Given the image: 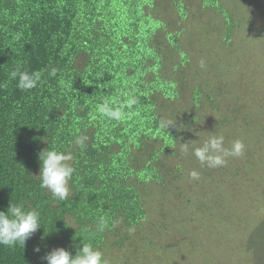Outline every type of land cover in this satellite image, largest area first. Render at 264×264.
Instances as JSON below:
<instances>
[{
  "label": "trees",
  "instance_id": "obj_1",
  "mask_svg": "<svg viewBox=\"0 0 264 264\" xmlns=\"http://www.w3.org/2000/svg\"><path fill=\"white\" fill-rule=\"evenodd\" d=\"M198 1L211 12L202 15L206 19L212 15L227 18V0ZM186 2L0 0V85H6L0 87V211L6 212L11 201L26 211L35 209L42 226L24 248L0 245V264H46L42 257L48 252L64 248L75 255L82 242L101 251L109 246L122 250L125 242L142 238L137 228L148 222L152 205L145 198L154 186L179 190L180 201L187 208L192 195L198 200L205 192L208 199L191 214L164 206L159 222L168 224L164 218L171 211L183 215L177 236L186 243L163 241L164 231L171 227L156 231L155 241L144 234V241L135 249L129 246L125 264H169L177 254L189 259L185 252L200 248L205 264L230 263L244 250L254 257L257 251L254 260L264 264V233L261 240L252 236L258 226L264 228L252 215L260 212L254 210L261 194L255 196L247 186L237 195L227 192V184L222 187L223 182L210 183L214 179L206 178L198 190L187 187L179 161L175 166L178 164L177 173L183 178L181 186L167 184L168 179L176 181V176L170 177L171 168L165 161L178 158L181 143L188 142L186 134H192L187 127L200 126L205 136L215 134L214 125H226L230 112L226 108L219 118L221 108L228 103L215 107L217 97L225 95L222 100H230V89L220 83L226 74L221 73L218 79L215 71L199 68L187 73L195 58L190 44L195 46L198 37L197 31L184 34L185 25L196 19L188 16ZM171 12L177 16L178 28L170 30ZM186 37L193 40L186 42ZM208 38L217 47L218 37ZM17 69L38 72L37 86L28 91L19 89L17 80L9 77ZM206 74L213 79L212 84L203 77L208 79ZM125 93L138 96L140 103L125 108L122 120H110L98 112L104 99H123ZM242 109L240 106L233 112ZM212 113L217 122L209 120ZM161 118L177 120L176 127L162 130L158 127ZM79 136L87 137L83 148L74 142ZM48 147L72 157L69 163L75 172L63 201L42 188L38 177V154ZM251 159L250 155L232 168L236 186L239 180L246 184L245 167L252 164ZM253 203L254 208L249 206ZM190 225L206 231L211 227V232L217 227L226 229L216 233L218 242L205 239L199 245L194 242L198 232ZM251 241L260 243L255 251L249 248ZM37 247L38 253L34 251Z\"/></svg>",
  "mask_w": 264,
  "mask_h": 264
},
{
  "label": "rangeland",
  "instance_id": "obj_2",
  "mask_svg": "<svg viewBox=\"0 0 264 264\" xmlns=\"http://www.w3.org/2000/svg\"><path fill=\"white\" fill-rule=\"evenodd\" d=\"M186 4L189 7L188 16L196 19L193 20L190 25H185L184 34H187L188 30L193 33H196L197 31L198 37L195 46H193L192 42L190 44V49H194L195 52L193 53L195 57L193 59L195 65H190L187 68V73H194L192 69L199 68L200 70L203 69L204 72H209L211 70L215 71L213 74L217 75L216 77L218 79L222 78L221 73L226 74L224 80H220V83H225L221 86L223 87L225 85L230 89V100H222L225 95L217 97L215 107L219 106L221 102L228 103L225 108H221V111L218 114V117L222 118L225 109L230 108V112L226 114V123H228L220 127L215 124L214 129L217 132L215 134L224 136L225 147H231L234 140L240 139L244 142L245 149L243 155L240 157H228L224 166L209 168L207 165H202L193 155L194 147L202 145L209 136H205V131L200 126H198V128L197 126H189L187 128L190 129L192 134H186V141L193 139L194 141L197 140L198 143L189 147L187 152L182 151L180 148V153L177 159L170 158L167 162L165 161V165L168 168H171V174H169L170 177L172 178L176 176V181L173 178L168 179L167 184L171 186H181L179 182L183 178L177 173L178 164L175 166L176 161H179L183 164L180 166H182L184 173L182 175L185 176L184 179L187 183L184 185H187V187L197 188L198 190V185H203V178L208 180L214 179L210 181V183L216 181L223 182L222 187L227 184V192L234 191L237 195H240L244 192L247 186H250L249 190L251 193H254L255 196L261 194V200L257 199L258 201H256L255 210L253 209L255 207L254 203L249 205L253 207H250L252 210L260 212L258 214H252L253 211L250 212L249 215H254L255 220L262 225L264 223V155L262 157V151L264 150V0H227L226 3H224V6H227L229 14L226 13L227 18L225 20L221 17L218 18V16L215 15L208 16L209 18L206 19V17L202 15H209L211 12L210 10L202 8L198 0H187ZM177 23L178 20L176 14L171 12L167 24L168 29L171 30L178 28ZM230 32L231 35L229 34ZM208 35L218 37L217 47L211 39L208 38ZM228 35H230L229 39ZM185 39L186 42H190L193 40V37H186ZM215 47L218 48L217 54L213 51ZM197 48L201 50V54L203 51L204 59H202L203 56H200L198 53L199 50ZM202 60H204V64H207L212 68L209 66L206 68L201 67L199 63ZM206 76L208 79L205 76L203 77L206 79L207 83L212 84L213 79L211 80L207 74ZM217 92L219 91L217 90ZM240 106H242L243 109L240 112L234 113L233 111ZM170 110L171 109H167V111ZM162 111L164 112V108ZM172 111L177 112V110ZM213 114L214 113L209 114L208 118L211 121L217 122L219 119L215 120L216 116L213 117ZM250 155L252 156V164L246 165L245 167L246 178L244 179L247 185L239 180L236 186V180L232 179V168H236V165H241ZM242 167L243 165L241 168ZM193 170L199 173V179H192L190 177V172ZM252 180L253 182H250ZM179 194V190L169 188V186L167 189H165V186L150 187V191L145 199L149 205H152L148 214V222H153V225L149 226V223L147 222L142 228H137L141 233L139 236H142V238L134 237L137 239L125 242L122 250L117 248V246H109L106 249H103L102 252L104 253L105 259L109 261V264H125L124 255L131 252L129 246L133 245V248L135 249L136 245H139L144 241V234H147L152 241H155L157 236L155 232H161L165 227L166 229L169 227L171 228L168 230L169 233L168 231H164V234H168H163V241L170 243L173 240H179L180 243H186L185 239L177 236L179 227L178 222L180 219H183L184 216L172 213L171 211V214L164 218L168 224L166 223L165 226H162V223L158 220L160 219V216L164 214L162 208L164 209L167 207L169 209V205L170 207L176 206L179 211L191 214L192 212H196L197 209L201 207L200 203L207 201L208 198L205 192L202 193L203 195L200 193L197 196L200 200H195L196 198L192 195L190 198L191 203L187 208V206L180 201L183 199ZM192 220H195V217H192ZM190 227L195 233L196 231L198 232V235H195L194 237V242L199 245L205 239H208L210 243L218 242L219 239L217 234L225 233L224 229H226L224 227H217L216 229L213 228L214 231L211 232V227L207 229V231L200 228L197 230L198 226L192 227L190 225ZM263 233L264 228L258 226L252 233V236L261 240L260 235ZM232 243L236 245V242ZM248 245L250 250L255 251L256 248H259L260 243L251 241ZM239 246H244V244H239ZM124 247L126 251H124ZM200 249H197V251L187 250L185 253L189 259H186L182 254H177L169 264H205ZM248 251L244 250L243 252H237V254H235L236 257H232L230 263L224 264H259L254 260L258 255V252L255 251L254 257L252 252ZM137 264L141 263L138 262Z\"/></svg>",
  "mask_w": 264,
  "mask_h": 264
},
{
  "label": "clouds",
  "instance_id": "obj_3",
  "mask_svg": "<svg viewBox=\"0 0 264 264\" xmlns=\"http://www.w3.org/2000/svg\"><path fill=\"white\" fill-rule=\"evenodd\" d=\"M200 66L204 67L203 61L200 62ZM9 77L17 80L18 88L24 91L35 88L40 80L38 72L19 69L10 72ZM4 86L6 85H0V87ZM139 103L138 96L125 93L123 99L120 97H117L115 101L104 99L98 105L97 110L107 119L120 121L125 116V108H134ZM176 121L170 118H161L158 121V127L168 132L170 127H176ZM86 140V136H79L75 138L74 142L83 148ZM224 140L223 135L209 132L208 139L199 147H194L193 155L202 165H207L209 168L224 166L228 157L243 155L245 145L242 140H234L231 147H225ZM196 143H198L197 140L181 143V149L187 152L189 147ZM38 155L41 166L38 177L41 187L48 189L55 199L61 201L67 199L70 192L69 181L75 172L74 167L69 163L72 159L71 155L49 147L42 150ZM190 177L199 179V173L193 170L190 172ZM41 227L40 213L37 210L26 211L23 206L11 201L6 212L0 211V245L8 247L19 245L24 248L26 241ZM129 231L132 232L134 229L130 228ZM34 251L38 253L39 247L35 248ZM42 259L46 261V264H109L101 250L83 242L82 247L76 250L75 255L64 248H56L48 252Z\"/></svg>",
  "mask_w": 264,
  "mask_h": 264
}]
</instances>
